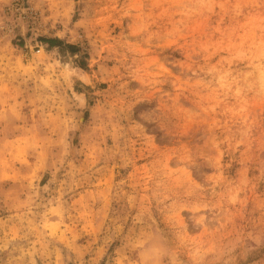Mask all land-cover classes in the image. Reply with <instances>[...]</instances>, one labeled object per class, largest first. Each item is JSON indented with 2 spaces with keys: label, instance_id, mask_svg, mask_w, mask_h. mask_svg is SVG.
Segmentation results:
<instances>
[{
  "label": "rangeland",
  "instance_id": "rangeland-1",
  "mask_svg": "<svg viewBox=\"0 0 264 264\" xmlns=\"http://www.w3.org/2000/svg\"><path fill=\"white\" fill-rule=\"evenodd\" d=\"M0 264H264V0H0Z\"/></svg>",
  "mask_w": 264,
  "mask_h": 264
},
{
  "label": "trees",
  "instance_id": "trees-1",
  "mask_svg": "<svg viewBox=\"0 0 264 264\" xmlns=\"http://www.w3.org/2000/svg\"><path fill=\"white\" fill-rule=\"evenodd\" d=\"M47 43L51 46H54V42L53 41H47Z\"/></svg>",
  "mask_w": 264,
  "mask_h": 264
}]
</instances>
